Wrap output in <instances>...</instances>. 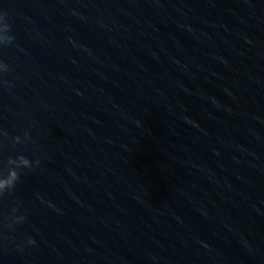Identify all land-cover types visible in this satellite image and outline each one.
I'll use <instances>...</instances> for the list:
<instances>
[{
    "label": "water",
    "instance_id": "1",
    "mask_svg": "<svg viewBox=\"0 0 264 264\" xmlns=\"http://www.w3.org/2000/svg\"><path fill=\"white\" fill-rule=\"evenodd\" d=\"M0 11V130L31 135L3 155L40 160L0 198L26 216L0 264H264V0Z\"/></svg>",
    "mask_w": 264,
    "mask_h": 264
},
{
    "label": "clouds",
    "instance_id": "2",
    "mask_svg": "<svg viewBox=\"0 0 264 264\" xmlns=\"http://www.w3.org/2000/svg\"><path fill=\"white\" fill-rule=\"evenodd\" d=\"M8 13L6 11H0V47H6L12 45L15 36L11 34V25L8 22ZM10 68L7 63L0 60V74L9 72ZM0 83L8 84L7 81L0 80ZM10 140L13 146L27 143L31 141V135L28 130L23 131V139L21 135H16L9 138L6 131L0 130V198H3L6 193H11L16 187L20 176L24 170L32 171L34 168L39 167V159H30L22 153H18L15 156L3 155V149L5 142ZM26 220V216L19 212L18 207H13L11 213L4 217L3 221H0V231L2 230H15V226L23 224ZM5 239H10L5 237ZM36 240L33 237H28L26 241L18 243L16 245L19 251H23L24 247L29 245H35Z\"/></svg>",
    "mask_w": 264,
    "mask_h": 264
}]
</instances>
